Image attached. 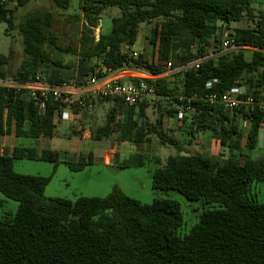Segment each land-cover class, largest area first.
Here are the masks:
<instances>
[{
  "label": "trees",
  "instance_id": "1",
  "mask_svg": "<svg viewBox=\"0 0 264 264\" xmlns=\"http://www.w3.org/2000/svg\"><path fill=\"white\" fill-rule=\"evenodd\" d=\"M51 1L60 9L70 8V0ZM29 2L0 0V23L18 29L23 37L25 58L11 76L15 84L31 83L45 73L52 86L76 82L83 87L99 69L129 67L161 75L170 62L173 69L181 68L149 82L156 87L155 123L146 114L148 100L133 107L97 100L96 107L110 102L112 107L104 126L91 132V138L102 142L116 134L119 142L139 147L154 135L162 146H173L179 154L170 156L164 166L159 159L151 161L140 154L119 166L154 164L153 190L176 192L203 210L192 230L181 235L184 218L173 200L144 204L119 187L104 198H47L51 178L18 174L14 161L65 164L80 172L94 163L93 153L64 161L56 151L18 145L10 153L0 146V194L19 203L17 213L0 223V264H264V201L253 193L255 185L264 183V159L252 157L264 129V112L258 107L229 112L220 101L208 100L211 95L221 100L227 91L241 86L264 103V15H254L251 0H80L86 24L79 50L62 49L78 57L72 77L65 75L71 67L52 60L47 50L57 47L53 14L28 13L15 25L10 3ZM109 8H118L120 15L113 18L111 33H101L96 42L94 31ZM244 20L248 27L234 29L231 37L246 49L205 59L199 68L188 66L205 57L208 49L219 53L223 29ZM142 24L151 25L152 53L126 61ZM8 63L0 54V82L9 79ZM213 80L217 83L208 88ZM65 109L52 100L40 111L26 90L0 85V139L10 134L17 139H52L55 115ZM179 111L184 113L179 129L185 138L194 140L210 132L221 148L228 149V158L188 153L164 127L165 120L174 119ZM244 121L246 128L241 125Z\"/></svg>",
  "mask_w": 264,
  "mask_h": 264
},
{
  "label": "rangeland",
  "instance_id": "2",
  "mask_svg": "<svg viewBox=\"0 0 264 264\" xmlns=\"http://www.w3.org/2000/svg\"><path fill=\"white\" fill-rule=\"evenodd\" d=\"M10 8L14 10L15 25L17 26L28 13L42 12L53 14L52 32L57 38L56 45L58 48L48 46L47 50L52 60H59L65 66L71 67V69L65 71L66 76H75L76 71L74 68L78 64V57L72 53L62 52V49L79 50L83 26L86 24L83 10L80 8V0H70V8L68 10L58 8L51 0H30L24 6L10 3ZM119 15L120 11L118 8H109L104 12L100 22L102 34L108 35L111 33L112 20ZM232 26L240 27V23L234 22ZM150 29V24H142L137 42L131 48L132 51L145 55L147 58L149 56L147 53L150 49L149 43H146V41ZM94 36L96 38L100 36L99 28L94 31ZM0 54L9 59L6 67L9 79L4 84L13 85L11 76L19 71L25 58L24 44L19 30H12L5 22L0 23ZM148 101L150 106L146 110V114L149 121L155 123L159 117L156 97H150ZM160 101L163 102L162 100ZM111 107V103H104L102 106L96 107L92 114L82 115V119L73 126V130L69 121L59 123L56 127V135L52 139L35 141L15 138V141L11 137V139H8L7 147L4 148L7 152H10L13 146L21 145L36 148L38 151H56L61 154V159L64 161H76V155L87 157L92 152L94 158L92 165L87 166L80 172H74L65 164L56 166L50 162L16 160L14 161V171L21 175L51 178L45 191L47 198H62L71 201H76L80 197L104 198L115 187H119L126 195L144 204H151L154 200L162 198L176 201L181 207L184 218V224L179 233L181 235L188 234L199 221V215L203 210L201 204L188 202L176 192L165 193L153 190L152 173L156 166L152 163L143 168H121L119 166V164L135 154H140L151 161L159 159L162 166H164L166 160L170 156L179 154V151L173 146H162L154 135L150 137V142L144 143L139 147L119 142L116 134L100 143L94 142L91 138V132L104 126ZM247 124V122H241L244 128L248 126ZM179 126L180 123L175 118L165 120V129L184 145L188 153L210 156L213 160H226L228 158V149L221 148L210 132L202 133L196 139L190 140L182 135ZM74 133L78 134L75 135ZM84 134H86L85 141L82 140ZM11 140H14V142H11ZM200 140L204 142L210 140L207 145L211 148L207 154ZM2 143L3 139H0V146H2ZM252 157L264 159V151L257 148L252 153ZM253 193L259 201H264V183L255 185ZM18 208L19 203L9 200L0 194V223L7 216H14Z\"/></svg>",
  "mask_w": 264,
  "mask_h": 264
},
{
  "label": "built area",
  "instance_id": "3",
  "mask_svg": "<svg viewBox=\"0 0 264 264\" xmlns=\"http://www.w3.org/2000/svg\"><path fill=\"white\" fill-rule=\"evenodd\" d=\"M1 1L6 2L7 0ZM100 22L98 28L101 26ZM95 40L98 42L99 37H95ZM219 47L221 50L219 53H213L211 49H208L205 52V57L194 61L188 66L199 68L200 64L205 59L216 57L221 53L245 49L244 47L235 45L231 34L225 36ZM126 55V61L130 60V58L137 60L140 57V54L135 51L127 53ZM180 69L181 68L173 69L172 62H170L167 65V71L161 75H153L139 68L129 67H125L119 71L97 70L96 74L91 76L83 87H80L76 82L63 86H52L47 82L45 73L36 75L31 83L22 85L14 83L13 85H7L4 84L5 82H0V85L26 90L30 99L38 105L40 111H44L47 104L52 100L66 105L64 111L56 113L55 115L54 123L58 125L61 122L78 119L84 114H92L95 110V102L97 100L116 101L123 104L125 107L139 105L150 97H156V87L150 85L149 82L154 83L157 79L170 76L178 72ZM100 74L103 75L99 77ZM123 74L129 75L133 80H137L138 83H124L121 77ZM215 83H217V80L208 83L207 87L211 88ZM208 100L211 104L220 101L229 112L243 108H251L253 110L256 107L264 112V103L257 102L248 89L241 86H236L232 90L227 91L221 100L217 95L209 96ZM112 102L110 103L112 104ZM187 110H189V108H187ZM183 117L184 113L179 111L175 119L177 122H180L183 120ZM263 131L264 129H262L261 133Z\"/></svg>",
  "mask_w": 264,
  "mask_h": 264
},
{
  "label": "crops",
  "instance_id": "4",
  "mask_svg": "<svg viewBox=\"0 0 264 264\" xmlns=\"http://www.w3.org/2000/svg\"><path fill=\"white\" fill-rule=\"evenodd\" d=\"M251 8H252V10H253V12H254V15L256 16V17H258V16H263L264 15V0H251ZM101 25V24H100ZM246 27H248V22L247 21H242V22H240V27H233L232 26V24H230L229 25V27L227 28H224L223 29V39L225 38V36L226 35H228V34H232L233 33V30L234 29H236V28H246ZM99 30H100V34L102 33V29L101 28H99ZM148 37H149V35H147V41H146V43L148 42L149 43V41H148ZM149 49L151 50H149V52L147 53V54H149V56L148 57H150V55H151V53H152V48H151V46L149 45ZM246 49V48H245ZM140 55H142V54H140ZM99 70H101V69H99ZM121 77H122V81L123 82H133L134 80H133V78H131L129 75H127V74H123V75H121ZM82 119V117H80V118H78V119H73L72 121H69L70 123H71V126H72V130H73V126L75 125V124H78V122L80 121ZM74 132V131H73ZM86 132H89V131H86ZM85 132V133H86ZM11 137H13V139L16 141V137H15V135L14 134H10V135H8V136H5L4 138H3V143H2V146H1V148H2V150H4V151H6L7 152V150H5L4 148H6L7 147V143H8V139L10 138L11 139ZM14 140H11V142H14ZM42 139H40V141H41ZM43 140H45V139H43ZM82 140L83 141H85L86 140V134H84V136L82 137ZM39 141V140H38ZM201 141V143H202V146H204L205 147V153L207 154L208 153V151H209V149L211 148L209 145H207V144H209L210 143V140H208V141H202V140H200ZM98 143H100V142H98ZM15 146H13V148H14ZM13 148L11 149V151H10V153L13 151ZM258 148H260L261 150H263L264 151V131L260 134V140H259V146H258ZM42 150H39V152H41ZM76 157H78L77 155H76Z\"/></svg>",
  "mask_w": 264,
  "mask_h": 264
}]
</instances>
